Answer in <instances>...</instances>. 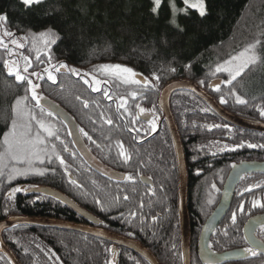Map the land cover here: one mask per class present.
I'll return each instance as SVG.
<instances>
[{"label":"trees","instance_id":"1","mask_svg":"<svg viewBox=\"0 0 264 264\" xmlns=\"http://www.w3.org/2000/svg\"><path fill=\"white\" fill-rule=\"evenodd\" d=\"M175 2L181 8V0ZM169 3L170 0H163L158 14H154L151 11L153 0H44L43 3L33 5L27 10L19 0H0V13L7 11V28L14 32L17 38L27 32L39 33L47 29H52L58 34L59 39L50 49L41 50V60L46 61L44 67L49 66L48 55L52 57V64H67L70 68L86 72H102L101 66L104 65H122L150 78L156 88L177 78L192 79L202 87H207L206 84L211 78L221 77L222 81H225L229 77L224 72H216L217 65H221L245 47L255 44L257 40L260 44L256 45V49H261L263 61L264 0H205L207 14L201 17L194 10H189L187 15L179 14L176 17L179 28L170 23L172 13ZM19 53L28 54L31 61L36 63L29 72H42L44 67L37 65L39 60H32L33 57L36 58V51L30 43L18 50L17 57L23 66ZM5 57L6 54L0 50V151H3L4 135L10 131L13 119L19 123L20 116L13 109L23 106H17L16 101L27 95V105L23 108L25 111L31 110L27 108L28 101L31 100L27 84L17 83L14 76L5 72ZM258 65V60L249 64L232 85L221 83L220 91L211 88L215 99L221 103L220 97L224 96L227 103L223 104L231 111L241 109L239 113L243 115H247L245 111L249 107H263L264 73L259 74L260 78L257 80V83L263 82L260 86L251 89L244 86L250 72ZM173 68L175 71H171ZM156 76H159L158 80L155 79ZM33 80L40 84L42 94H47L56 102V96L47 93L50 88L47 83L35 78ZM231 89H235L236 94L247 103H237L235 96L230 94ZM31 101L35 107V101ZM171 103L186 158L190 155L194 160L190 164L191 170H203L198 179L214 178L216 170L227 166V161L221 162L212 157L211 153L216 148L208 142L221 130L217 125L218 116L209 107H202L203 102L187 89L177 90L172 95ZM35 109L37 110L31 111L35 112L38 119L44 120V114L41 115L39 109ZM32 125L35 132V121H32ZM244 132L252 136L251 132ZM160 148V159L168 166L159 163L161 166H158L157 171L146 166L144 173L151 174L154 179L173 180L168 187L163 188L162 193L165 192L166 200L164 203L162 200L161 203L143 201L137 209L144 208L147 211L151 208L152 211L167 212L161 221L153 219L145 226V233H140V240L158 256L162 264H181L176 170L169 135H166V141L164 136L160 135ZM190 175L193 177L191 173ZM36 179L37 176L17 177L9 183L6 176L0 178V213L5 205H12L11 202H15L18 196L26 195L17 194L15 200H10L6 197L9 190L21 182H34ZM193 180L196 179H190L188 185L193 194L188 191L187 197L192 229L194 222L199 219L196 209L202 206L201 202L205 199L200 195L204 192L203 187L206 188L204 183L193 184ZM210 190L213 191V188ZM46 196L49 197L47 203L31 205L29 200H21L18 208L10 206V209L33 215L73 219L70 208L56 197ZM77 197L74 194L71 199L81 204V199ZM97 197L103 203L102 206L106 207L100 217L107 223L108 210L116 214L121 209L115 207L117 203L111 202L108 205L105 191H97ZM128 205L133 208L137 203L130 201ZM25 227L27 228L4 235L6 241L11 239L18 248L17 256L23 264H109L113 255L104 240L85 232L36 225ZM117 264L137 263H129L125 252L119 250Z\"/></svg>","mask_w":264,"mask_h":264},{"label":"flooded vegetation","instance_id":"2","mask_svg":"<svg viewBox=\"0 0 264 264\" xmlns=\"http://www.w3.org/2000/svg\"><path fill=\"white\" fill-rule=\"evenodd\" d=\"M32 60H36V58H33ZM44 63L39 61L37 65L44 67ZM33 64L36 65V63H33L32 61V66ZM77 71L82 75H87H84L82 79L81 76L69 73L67 70H62L60 73H56L57 82L55 84L48 81L46 78L43 81L50 86L47 93L55 95L56 99L54 100L56 103L72 116L77 129L76 139L80 140L82 145H84L87 151L92 155L93 163L87 161L81 154L77 144L71 137L66 123L61 118L54 114L51 117H48L44 113V120L51 124L55 130H58L60 139L67 144L70 152L75 153V156H71L69 152H63V145H61L60 141L49 138V144L55 143L57 145V151L64 156L66 162L70 166L71 179L76 180L78 184L83 185V188L81 189L76 185H73L68 176L64 174L63 168L58 166L57 162H54L53 164V166L57 169L55 174L47 173L43 177L37 176V179L34 182H21L18 186H14L13 188H39L41 186H49L62 191L67 196L70 195L72 197V195L76 194V196L81 199V204L78 202L77 204L89 213L88 215L90 218L82 217L73 210L71 211L73 219H64L39 214L33 215L13 209L11 210L10 206L18 208L21 200L25 202L29 200L31 205H33L47 203L49 199V197L46 196L47 194L40 192L37 193L35 191H22L16 193L10 200H15L17 194L26 195L22 197L18 196L17 200L15 202H11L12 205L10 206L5 205V208L7 207L8 211L5 212V208L2 210L0 213V220L11 215L52 217L89 224L95 228L104 229L123 237L135 239L142 243L140 240V233H145V226L148 225L154 217L157 222L164 219L167 211H152L151 208L145 211L144 208L137 209V206H141L143 201H158L161 203L162 200L164 203L166 195L165 192L162 193L163 188L168 187L173 181L169 178L154 179L151 174L144 173L146 166H150L153 171L158 170V166H161L159 163L163 166H168L160 159L162 152V148L159 149L161 134L164 136L165 141L166 135L167 137L169 135L175 161L174 166L176 170L177 185L178 170L175 149L169 133L167 119L164 117L158 104L159 91L164 84L156 88L154 87L151 79L145 76H143L142 79L146 78L150 82L149 86L126 83L121 78L110 76L105 74L103 71L98 73L92 71L86 72L82 70ZM92 76H95L96 79L104 82L100 85L101 91L93 92L91 88L84 83V79H89L91 81ZM134 79L142 80L137 76H135ZM209 82L206 84L208 85L207 87L198 85L207 90L214 97V93L211 92V88H215V86H209ZM93 86L95 87L97 85L93 83ZM105 91H107L112 97L111 100L104 96ZM176 91L172 92L169 100L174 120L175 116L171 98ZM133 93H136L137 95L133 96ZM44 95L50 97L47 94ZM121 98H124L127 101L124 108L119 107ZM85 100L89 102V106L87 108H85L83 104V101ZM201 101L203 102L202 107H209L203 100ZM262 102L264 103V100ZM220 104L230 112H233L241 117L264 123V116L260 115V109H258L257 106L249 107V109L245 111L247 112V115H243L239 113L241 112V109L231 111L223 103ZM27 108L37 110L31 100L28 101ZM140 109H143L144 111L141 112ZM210 110L213 111L211 108ZM214 114L216 113L214 112ZM218 118L217 125L221 128V130L219 131V134L217 133L212 136L208 142L216 148V150L211 153L212 157H216L218 160H221V162L227 161V166H222V168L216 170L214 178L208 177L203 179H198L203 173L202 169L191 170L190 164H192L194 160L190 155L186 158L181 133L175 120L186 166L187 197L190 179H196L193 180V184L199 182L206 185V188L203 187L204 192L200 195L201 198H205L204 202H201L202 206L200 205L196 209V214L199 219L194 222V229L191 228L190 224L191 264H203L198 256L199 234L202 225L220 201L222 188L230 169L234 164L242 161L264 163V148H250L247 146L248 144L264 145L263 132L241 128L237 125L230 124L219 116ZM107 119L112 120L111 125L107 124ZM133 121H135V123H133ZM149 121H154L156 123L157 128L155 132L150 131L151 125L149 124ZM134 128L141 130L139 135L133 131ZM80 129L87 132L88 135L92 137V140L90 141L87 137L83 136V134L79 131ZM244 131L251 132L252 136L247 135ZM161 140L164 143V140ZM93 141H95V143H93ZM121 143L124 151L130 156V159L128 160H125L124 157L119 155ZM238 144H243L244 146L236 148L235 146ZM97 145H99V147H97ZM91 166H108L111 169L118 171L120 174L123 173V177H121L122 180L107 178L95 171V169ZM197 170H199V174ZM129 175L132 176V180L127 179ZM155 175L157 176V174ZM213 183L216 187L213 191H211L210 188ZM256 185H259V187H255ZM250 187V191H245V189ZM101 190L105 191V196L109 200L108 205L111 202L113 204L117 203L115 207L121 209L116 214L109 209L106 217L107 223L100 217L101 213L103 215L106 209V207L102 206L103 203L97 197V191L100 192ZM9 192L10 190L7 194ZM189 192L193 194V190ZM125 196L128 197L127 200L124 199ZM97 201L100 203H97ZM130 201H135L137 205L132 208L128 205V202ZM20 204L22 205V203ZM241 204H243V211H240ZM261 205H264V171H248L246 173H242L234 186L229 205L209 235L208 245L211 244V249L215 252L231 249H241L243 251L246 248L252 247L257 254L252 256L250 253H245L243 251L244 254H248L249 256L242 259L226 261L222 264H264V252H262L264 248V207ZM133 212L136 213L135 216L131 215ZM234 212L236 213L235 224H233L231 220ZM251 227H253V229L252 231H249V228ZM23 228L27 227H25V225H14L2 232L3 241L15 254L20 264L23 263L17 256L18 248L15 247L11 239L6 241L4 239V235H10L13 233L12 231ZM129 233L132 234L129 235ZM245 234H248V236H245ZM104 241L111 249L113 242L109 240ZM253 241L260 243H253ZM117 249L120 250V252H125V256L129 263L135 262L137 264H149L147 260L126 247L117 245ZM154 255L158 259V256H156V254ZM0 264H11L1 252Z\"/></svg>","mask_w":264,"mask_h":264},{"label":"snow or ice","instance_id":"3","mask_svg":"<svg viewBox=\"0 0 264 264\" xmlns=\"http://www.w3.org/2000/svg\"><path fill=\"white\" fill-rule=\"evenodd\" d=\"M44 0H19V3L24 6V9L27 10L31 8L33 5H38L43 3ZM184 5L183 8H179L176 5L175 0H170L169 8L172 13V19L170 23L179 28V25L176 23V17L179 14L187 15L189 10H194L198 12V14L203 17L207 14V6L205 0H181ZM163 4V0H153V7L151 11L154 14H158L159 9ZM8 24V13L7 11L0 13V50L7 55V59L3 60L4 67L7 69L9 75H14L15 80L18 82H24L27 84V92L30 93L31 100L35 101V107L39 109L41 115L45 113V108L41 105V100L43 97L39 94L38 89L40 88V84L34 82L33 78L37 81L44 80L45 78L48 81H51L53 84L57 82L56 73H60L62 70H67L69 73H73L77 76H81L83 79L84 75L81 74L74 68H70L67 64H52L51 63V55H48L47 59L49 62L48 67H44L42 72L32 71L29 72V69L32 67V61L29 56H23L22 53H19L21 59L23 60V66L21 65V60L17 59L16 56L18 54L19 49L25 48L26 43H30L32 49L36 51V59L41 63H44L41 60V50H48L51 48L53 44L57 42L59 39L58 34L52 30L47 29L45 31H41L39 33L27 32L23 36L17 38L16 34L12 31H9L7 28ZM182 31V29H180ZM166 43V42H165ZM257 44H260V41L257 40L255 44L249 45L243 52L239 54L238 57H231L229 60L223 62L222 65H217L216 72H227L228 79L222 81L220 83H224L226 85H232L233 81L236 80L238 76H240L241 72L244 71L245 68L249 66V64H253L256 62L257 57L255 55H249L252 49L255 48ZM237 60L241 62L239 64L236 63ZM190 66V65H189ZM101 70L110 76L119 77L126 83H134V84H143L144 86H149L150 82L144 78L142 80L134 79L137 75L131 68L122 65H104L101 66ZM171 71H175V69H171ZM155 79H159V76H156ZM84 83L88 85L93 92L101 91L100 85L104 82L96 79L95 76L91 77V81L89 79H84ZM93 83L97 86H93ZM203 84L204 81H201ZM220 83L215 85V90L220 91ZM230 94L235 96L236 102L240 104H246L247 101L243 99L241 96L237 95L235 89L230 90ZM136 96V93L132 94ZM104 96L109 100L112 97L109 95L107 91L104 92ZM23 100H27L28 96L22 98ZM79 99V98H78ZM221 103H227V100L224 96L220 97ZM127 101L124 98H121L119 107L124 108ZM21 104V99L16 101V105L19 106ZM84 107L87 108L89 106V102L87 100L83 101ZM16 112L23 122L17 123L16 119H13L11 129L8 133H5L3 140V151H0V178L7 177V181L10 183L15 180L17 177H29V176H45L47 173L55 174L56 167L53 166L54 162L58 163V166L63 168V172L68 176L71 183L76 185L79 188H83V185L78 184L76 180L71 179V171L70 166L66 162L64 156L57 151V145L55 143L49 144V138L55 139L56 141H60L63 152H69L71 156H75V153L69 151L67 144L64 143L60 139L58 135V130H55L53 126L47 123L43 119H38L35 112L28 110L25 111L23 107L13 109ZM143 112V109H140ZM53 115L52 111H47V116L51 117ZM260 115L264 116V107L260 108ZM32 121H35L36 131L33 132ZM107 124L111 125L112 120L107 119ZM135 123V121H133ZM151 125L150 131L155 132L157 125L154 121H149ZM83 136L87 137L88 140H92V137L88 135L83 129L79 130ZM134 132L139 135L140 129H133ZM147 131V130H145ZM95 143V141H93ZM243 144H238L235 147H243ZM250 148L261 147L264 148V145H255L248 144ZM99 147V145H97ZM227 147V146H225ZM235 150V149H233ZM119 155L124 157L125 160L130 159V156L124 151L123 145H120ZM195 159V157H194ZM198 174H199V170ZM128 180H132V176L127 177ZM213 189H215L216 185L213 183L211 185ZM255 187H259L256 185ZM251 187L245 189V191H250ZM27 192V191H36L39 192V188H21L16 187L12 188L10 192L7 194V197L11 199L18 192ZM39 199V197H38ZM125 200L128 199L127 196L124 197ZM97 203H100L97 201ZM255 206V205H254ZM264 207V205H261ZM8 211V208H5V212ZM240 211H243V204L240 205ZM132 216H135L136 213H131ZM155 219V217L153 218ZM232 223L236 222V213L234 212L231 217ZM132 233H129L131 235ZM227 234V233H225ZM247 238V237H246ZM253 243H260L255 242ZM211 248V244L209 245ZM245 253H250L252 256H255L257 253L254 248L249 247L243 250ZM58 259V258H57ZM212 264V262H210Z\"/></svg>","mask_w":264,"mask_h":264},{"label":"water","instance_id":"4","mask_svg":"<svg viewBox=\"0 0 264 264\" xmlns=\"http://www.w3.org/2000/svg\"><path fill=\"white\" fill-rule=\"evenodd\" d=\"M18 56V55H17ZM16 58L18 59V57ZM7 55L5 59H7ZM5 72L8 74L7 69ZM137 77L143 78L142 74L136 73ZM9 75V74H8ZM14 76V75H10ZM18 83V81H16ZM222 82L221 77L212 78L209 82V86H215L217 83ZM221 84V83H220ZM187 89L192 91L198 98L203 100L219 117L226 120L230 124L237 125L241 128L248 130L260 131L264 133V123L246 119L241 117L233 112L227 110L223 105L218 103L215 98L204 88L200 87L197 82L189 78H177L166 82L159 91L158 104L159 108L163 112L164 117L167 119L168 129L172 142L175 149L176 161H177V215H178V224H179V233H180V247H181V264H191V252H190V223L189 215L187 209V175H186V166L184 162L182 145L179 136V132L171 112L169 105V100L173 91ZM39 94L43 97L41 100V105L48 111H52L54 115H57L61 118L67 125L68 130L73 138L74 142L77 144L81 154L85 157L87 161L93 163L92 155L87 151V149L82 145V142L76 139L77 129L75 122L72 116L65 111L61 106H59L52 99L41 93V89H38ZM102 165L100 162H98ZM95 171L102 174L107 178L113 180H122L123 173L120 174L118 171L111 169L108 166H91ZM254 171H264V163L255 162V161H242L233 165L230 169L226 180L222 188V195L217 206L213 212L208 216L204 224L202 225L199 239H198V256L200 261L203 264H222L223 262L230 261L233 259H242L246 258L249 255L244 254L241 249H231L224 250L221 252H215L208 245L209 235L212 232V229L221 219L224 214L227 206L231 201L233 194V189L242 173ZM40 193L54 196L59 199L64 205L76 212L82 217H89V213L85 211L81 206H79L71 197L67 196L60 190L54 189L49 186L39 187ZM36 192V191H35ZM37 192V193H39ZM38 225V226H47V227H56L65 230H77L85 232L92 236L109 240L113 242L111 247V252L113 253L109 264L118 263V249L117 245L126 247L127 249L135 252L142 258L148 261L149 264H162L155 257L153 252L142 243L135 239H130L128 237H123L117 235L113 232H109L104 229L95 228L92 225L73 222L64 219L52 218V217H34L27 215H11L7 216L4 219L0 220V252L6 257V259L11 264H20L17 260L15 254L11 249L6 245L2 238V232L5 229H8L14 225ZM249 225V224H248ZM253 227L249 228V231H252ZM252 233V232H251ZM248 236V234H245ZM264 252V248L262 250Z\"/></svg>","mask_w":264,"mask_h":264},{"label":"rangeland","instance_id":"5","mask_svg":"<svg viewBox=\"0 0 264 264\" xmlns=\"http://www.w3.org/2000/svg\"><path fill=\"white\" fill-rule=\"evenodd\" d=\"M177 5V4H176ZM178 7V6H177ZM184 7V5L182 4L181 5V8H183ZM246 48H248V46L247 47H245L244 49H242V50H240L238 53H236V54H234V55H232L231 57H238L239 56V54L241 53V52H243ZM27 54V53H26ZM261 54H262V52H261V49H256V46H255V48L254 49H252V51L249 53V55H255L256 57H257V59L256 60H258L259 61V65H258V67L257 68H255L254 70H252L251 72H250V74H249V76H248V78H247V80H246V83H244V86H245V88H247V89H251L252 87L253 88H256V87H258V86H260L261 84H263V82H258L257 83V80H258V78H260V75L259 74H263L264 73V59L262 58V60L263 61H261ZM23 56H29L28 54L27 55H23ZM230 57V58H231ZM31 58V57H30ZM34 58V57H33ZM32 58V59H33ZM229 58V59H230ZM229 59H227V60H229ZM241 61L240 60H237L236 61V63L237 64H239ZM223 64V63H222ZM221 64V65H222ZM224 73H226L227 75H228V73L227 72H224ZM249 87V88H248ZM21 99V106H23L24 108L26 107V105H27V101L26 100H23L22 99V97L20 98ZM21 122H23L22 120H21V118L19 117V123H21ZM18 123V124H19Z\"/></svg>","mask_w":264,"mask_h":264},{"label":"bare ground","instance_id":"6","mask_svg":"<svg viewBox=\"0 0 264 264\" xmlns=\"http://www.w3.org/2000/svg\"><path fill=\"white\" fill-rule=\"evenodd\" d=\"M46 62V61H45ZM215 98V97H214ZM172 112V111H171ZM77 203V202H76Z\"/></svg>","mask_w":264,"mask_h":264}]
</instances>
